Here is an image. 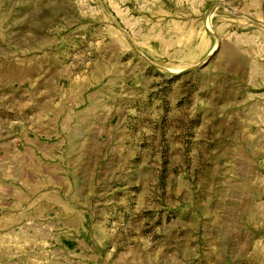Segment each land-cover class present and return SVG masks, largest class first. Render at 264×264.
<instances>
[{"label":"rangeland","instance_id":"obj_1","mask_svg":"<svg viewBox=\"0 0 264 264\" xmlns=\"http://www.w3.org/2000/svg\"><path fill=\"white\" fill-rule=\"evenodd\" d=\"M0 264H264V0H0Z\"/></svg>","mask_w":264,"mask_h":264}]
</instances>
